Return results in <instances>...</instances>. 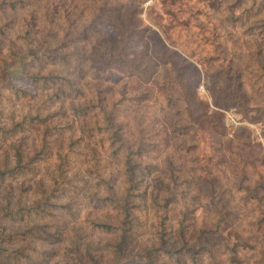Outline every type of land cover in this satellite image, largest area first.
I'll return each instance as SVG.
<instances>
[{
  "label": "rangeland",
  "instance_id": "374dc122",
  "mask_svg": "<svg viewBox=\"0 0 264 264\" xmlns=\"http://www.w3.org/2000/svg\"><path fill=\"white\" fill-rule=\"evenodd\" d=\"M31 1L39 9L41 26L52 37L51 47L60 54H75L66 66L48 62L24 70L19 60L10 57L9 44L15 33L0 38V92L10 100L0 105V128H14L27 112L43 119L17 130L6 141L0 138V166L14 161L17 146L33 155L47 127L54 145L61 147L70 144L71 134L78 141V128L85 123L98 124L103 131L93 139L78 141L82 156H75L81 163L64 173L65 183L72 178L86 179L80 193L69 185L58 200L77 216L60 209L52 217L25 222L0 218V228L8 232L43 229L30 242L42 250L57 251L50 264H73L64 255L66 250L76 249L73 242L81 243L83 251L90 247L91 254L106 260L116 237L91 230L86 218L110 223L108 217L115 212L111 208L93 210L87 203L88 194L105 197L107 193L96 186L86 142L92 148L105 145L99 152L106 170L115 176L122 171L126 153L143 144L138 161L153 164L155 169L152 173L141 169L136 177L141 180L139 191H147V198L132 192L138 236L149 241L153 235L158 208L150 195L156 194L162 201L170 196L156 186L160 176L172 185L179 201L169 208L170 235L177 236L182 225L197 232L211 228L216 210L232 211L237 218H232L224 236L246 264H254L261 254L246 243L258 238L249 226L257 220V213L237 184L240 171L254 178L264 175V41L258 33H242L251 26L252 18H263L264 0H220V7H212L211 0ZM247 9L253 15L240 29L234 28L233 15ZM22 13L2 14L0 23L13 17L19 24ZM161 42L171 64L160 62L155 53ZM16 47L19 52L25 50L22 45ZM5 69L10 83L21 92L19 98L10 84L3 83ZM25 71L58 74L66 80L46 88L32 84ZM57 93L63 98L55 97ZM73 108L84 110L76 114ZM195 114L199 129L190 124ZM57 164L58 160L45 156L32 179L0 181V205L9 201L15 206L20 187L27 189L23 194L31 202L39 200L40 190L53 187ZM120 174L116 185H121L117 191L123 197L126 185ZM210 180L215 189L204 182Z\"/></svg>",
  "mask_w": 264,
  "mask_h": 264
},
{
  "label": "trees",
  "instance_id": "16d2710c",
  "mask_svg": "<svg viewBox=\"0 0 264 264\" xmlns=\"http://www.w3.org/2000/svg\"><path fill=\"white\" fill-rule=\"evenodd\" d=\"M175 1V0H174ZM212 7H220V0H211ZM22 21L18 24L16 18H11L8 21L0 23V38L9 36L15 33V39L9 44L10 57L20 62L22 68L26 70L29 66H34L39 63H61L66 64L74 57L73 52L58 53L53 49L49 42H51V35L48 34L41 26L39 19V9L35 6V2L31 0H0V15L6 13H21ZM253 15L251 9L242 11L238 16L233 15L234 28H241V25ZM20 28L23 30L21 31ZM238 29V30H239ZM258 33L260 38L264 41V16L261 19H251V26H249L244 34ZM23 46L25 50L19 52L16 46ZM159 45V50L155 53L160 56V62L171 64L162 42ZM163 49V53L160 49ZM78 57V56H76ZM157 57V56H156ZM159 58V57H157ZM6 67V61L4 62ZM8 69H5L4 81L7 85L10 84V89L16 98L20 97V91L14 87L9 81ZM25 76L34 85H41L43 87H51L58 84V82L65 81L66 79L58 74L56 75H42L31 74L25 71ZM72 80L68 81L70 84ZM55 97L62 99L60 94ZM10 103V100L0 92V105L3 103ZM75 113L78 114L84 109H76ZM87 109H85V112ZM221 115L220 113H216ZM39 116H34L31 112H27L22 119V122L14 125L12 129L0 128V138L5 140L17 133V130L23 131L28 126H33L42 122ZM198 117L193 115L191 123L193 127L199 129ZM112 125V123H111ZM25 126V127H24ZM223 131H226L224 124ZM189 128V127H188ZM81 132L80 136L76 138L79 143L83 142L86 137L93 139L101 134L103 127L95 124L93 127L90 123H85L78 128ZM196 136V131L193 133ZM73 134L70 135V144L66 147L54 145L51 129L49 127L44 131L41 138L40 148L36 149L32 155L30 151H21L20 146L15 147V157L13 162L4 161L0 166V181L3 179H14L16 177L25 178V180L32 179L38 173L39 163L46 156L58 160L56 165V176L53 177V187L49 191H39V200L36 198L33 202L29 199L27 189L20 187L19 196L16 198L17 203L12 206L9 201L0 205V218L8 222L18 221H31L35 218H47L54 216V212L60 209H66L67 212L73 216L77 213L69 208V205H64L58 200L64 197V192L68 189L69 185L71 190L80 193L86 187V179L72 178L65 183L64 173L71 167H76L81 160L77 156L79 148L78 141L73 140ZM114 136L118 135L114 133ZM51 139V140H50ZM50 140V141H49ZM119 142L120 139H119ZM86 148H89L91 160L93 161V175L98 179L97 187H103L107 195L101 197L99 195L88 194L86 196L88 205L93 210H103L111 208L114 217H108L110 223H99L94 219L86 218V222L90 224L91 230L101 234H113L116 237V242H113L109 247L110 256L106 260H101L100 256H95L90 253L89 248H81V243L73 242V246H77L75 250L65 251V257L70 258L73 264H203L205 258L206 264H225L226 258L229 264H246V261L238 256L236 246H230L224 236V231L230 226L232 218H237L232 211L222 209L216 210V218L214 225L208 229H201L200 231H192L190 226H180L178 235H170L168 225L171 222V217L168 215L169 208L178 203L177 196L172 190V185L166 183L160 176L156 179V186L160 189L170 192V196L163 199V201L156 194H151V200L158 208L157 221L152 227V237L148 240L142 239L138 236L139 223L135 221L133 216L132 198L133 191L139 192V196L144 195L147 198V191L141 193L140 186L141 180H137L138 172L143 169L146 173H152L155 169L153 164H142L138 156L143 153L144 145L136 151L129 150L122 164V171L115 176V173L109 174L105 161H102L101 153L99 150L104 149L105 145L92 148L86 142ZM116 149L118 152L120 151ZM77 155V156H75ZM109 174V175H108ZM122 176L124 180L125 195L119 196L117 188L121 187L116 183L120 180L118 176ZM239 184L237 189L244 194L247 201L253 202L255 211L257 213V220L253 227L258 238L253 243H246V247L257 250L261 257L255 261L254 264H264V175H258L254 178L253 175H247L245 172H239ZM105 175H108L105 177ZM210 184V187L215 185L213 180L204 181ZM238 183V182H237ZM72 184V185H71ZM65 185V186H64ZM67 185V187H66ZM214 185V186H213ZM66 187V188H65ZM141 198V199H143ZM161 202V203H159ZM117 213V214H116ZM77 214V215H76ZM109 216V215H108ZM116 216V217H115ZM38 231H43L41 228L29 229L25 232H8L0 228V264H50L55 260L58 253L54 249L42 250L37 245L30 242V238L34 239ZM251 234V233H250Z\"/></svg>",
  "mask_w": 264,
  "mask_h": 264
}]
</instances>
